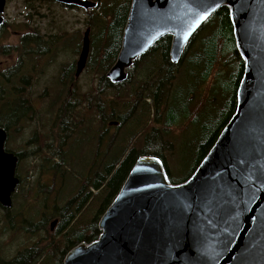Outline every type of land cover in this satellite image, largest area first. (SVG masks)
<instances>
[{"label": "water", "instance_id": "water-1", "mask_svg": "<svg viewBox=\"0 0 264 264\" xmlns=\"http://www.w3.org/2000/svg\"><path fill=\"white\" fill-rule=\"evenodd\" d=\"M86 10L93 0H55ZM7 0H0V26ZM228 7L244 60L234 114L193 174L174 184L158 157L140 156L100 217V234L81 242L63 264H264V0H132L121 48L106 73L112 83L165 35L178 63L204 22ZM206 14V15H205ZM82 39L76 75L91 39ZM0 127V204L12 206L17 157L5 151ZM57 220H54L51 227Z\"/></svg>", "mask_w": 264, "mask_h": 264}, {"label": "trees", "instance_id": "trees-1", "mask_svg": "<svg viewBox=\"0 0 264 264\" xmlns=\"http://www.w3.org/2000/svg\"><path fill=\"white\" fill-rule=\"evenodd\" d=\"M131 1L104 0V3L96 0L97 6L91 9L96 11L99 7L102 10L101 13L91 14L94 24L100 25L99 32L91 45L94 68L100 73L99 93L127 86L124 92L131 100V103L129 102L131 105L122 115H117L118 109L114 104L105 105L104 99L98 103L96 109L103 122L118 120L119 123L115 122V124L123 126L136 115L146 114L151 123L155 122V126L152 128L143 126L134 135L126 155L110 166L104 175H98V178L92 179L88 187L93 188L95 193L88 190V194L79 199L82 193L80 189L59 209L58 216L61 221L58 236L62 238L51 242L55 250L60 246L59 249L54 250L57 264H63L66 253L79 243L83 241L89 243L97 239L100 233L98 222L101 215L119 193L140 156L158 157L163 161L161 162L169 181L174 184L182 183L199 166L236 110L237 91L244 72V60L236 47L231 14L226 6L214 12L193 35L178 63L171 61L172 37L165 35L145 55L135 61L128 70L126 81L116 84L110 82L106 73L120 51ZM27 6L30 5L27 4ZM25 49L31 48L25 47ZM3 52L6 53L7 50ZM188 67L195 69L192 72L194 81L190 85H187L183 79V70ZM192 80L193 78H189V81ZM218 84L223 87V93L221 95L214 93L212 98L216 102L220 101L218 108H215L211 100L207 105L204 101L194 103L195 95L201 86H204V93L208 96ZM187 87H190V90L185 93L184 89ZM14 92H22V90L14 89ZM10 96L7 74L2 72L0 74V127L6 130L12 127V123L16 124L20 118L29 115L32 111V106L29 104L11 106ZM117 96H119V102L125 97L119 92ZM107 106H109L108 113ZM11 107L14 108L13 111ZM209 110L215 111L209 112ZM12 115L13 121H11ZM198 123L201 135L191 142V157L186 164H182L180 160L179 166L173 168L171 161L177 154V143L175 140L168 139V136L186 133L191 125ZM139 135L145 136V141L140 147L136 144ZM186 156L182 158L187 159ZM189 163L195 164L190 170L187 168ZM178 167L183 175L172 182L170 178H174ZM95 200H99L97 212L93 217L86 218L83 210L86 205ZM52 254L53 252L42 251L39 246H34L20 251L10 260L0 258V264H43V262L47 264L52 259Z\"/></svg>", "mask_w": 264, "mask_h": 264}, {"label": "rangeland", "instance_id": "rangeland-1", "mask_svg": "<svg viewBox=\"0 0 264 264\" xmlns=\"http://www.w3.org/2000/svg\"><path fill=\"white\" fill-rule=\"evenodd\" d=\"M101 1L104 2V0ZM27 4L30 6L28 7ZM98 9L99 7L96 11L74 8L47 0L7 1L5 23L0 26V74L7 72L12 62L9 60V54L3 51L9 49L11 45L15 50L21 49V46L17 49L20 41L19 35L38 31V34L45 35L48 39H50L49 36H55V40H61L60 42L55 41L54 49L61 51L62 57L57 58L56 62L48 69L50 74L54 75L58 70L57 62L66 60L64 57L66 50L71 52L81 50L83 35L88 27L91 28L92 45V40L98 34L100 25L94 24L91 14L101 13L102 10ZM90 19L91 25L89 24ZM91 53L90 47L89 56L93 61ZM18 59V55L13 54V63H16ZM194 70L192 67L183 70V79L187 85L194 81L192 73ZM189 78H193V80L189 81ZM44 80L42 78L35 81V76L30 79L32 87L25 91V95L30 99L29 105L32 106V111L29 114L30 120H20L11 127L13 131L8 145L13 149H23L26 154L18 168V173L22 178L18 195L14 197L11 209L7 210L0 206V258L3 260L12 259L26 248L39 246L42 251L53 252L52 259L47 264H57L55 249L51 242L62 238L58 236L61 221L58 216L59 209L71 200L80 189L82 193L79 195V199H82L86 193L88 194V190L95 193L93 188L88 187L92 180L86 182L88 174L91 173L93 180L98 178V175H104L110 166L126 155L134 135L143 126L146 128L155 126V122L151 123L146 114L136 115L123 126L115 124L118 120L102 121L96 109L100 101L104 99L105 105L114 104L118 109L117 115H122L131 105L129 104L131 100L124 92L128 88L127 86L99 93L100 73L94 68V63L92 64V71H84L71 92L62 90L63 94H60L61 89H49ZM189 90L190 87H187L184 92L187 93ZM204 90V86L198 89L194 103L204 101L207 105L210 104L211 100L214 102L215 108H218L220 101L216 102L212 98L214 93L221 95L223 87L218 84L208 96L205 95ZM118 92L125 95L121 102L117 96ZM60 97L62 99L70 97L74 101L73 106H70L69 110L63 106L60 112L59 108L62 104ZM56 99L59 101L57 100L55 103ZM87 99L90 100L87 101ZM88 105L89 108H87ZM108 110L109 106H107V113ZM214 111L209 110V112ZM60 113L69 115L66 118V123L63 122L67 125L68 131L75 130L68 139L66 138L68 140L67 145L62 144L61 153H58L59 162L53 159L54 155L47 151H42L41 155L32 154V151L39 146L45 149L46 142H51L53 145L58 133L59 119L57 115ZM31 115L33 118H30ZM83 117L89 118L90 121L80 132L79 124ZM200 135L201 128L198 123L191 125L186 133L168 136V139L175 140L177 143V154L171 161L173 168L179 166L180 160L182 164L188 162L192 155L191 142L195 137L199 138ZM144 141L145 136L139 135L137 146L140 147ZM44 155H49L51 159L46 160L42 169L39 161H43ZM184 155H187V159L182 158ZM53 163L57 165L56 170L52 169ZM88 163L89 168L86 166ZM194 166L193 163L187 164L188 170ZM182 175L183 173L178 167L174 178H170V180L174 182V179ZM98 206L99 200L86 205L83 210L85 217H93ZM54 220H57V223L52 229L51 225ZM43 264L45 263L43 262Z\"/></svg>", "mask_w": 264, "mask_h": 264}, {"label": "flooded vegetation", "instance_id": "flooded-vegetation-1", "mask_svg": "<svg viewBox=\"0 0 264 264\" xmlns=\"http://www.w3.org/2000/svg\"><path fill=\"white\" fill-rule=\"evenodd\" d=\"M7 1H9V0H7ZM50 1H52L53 3L57 2L55 0H50ZM49 37H50V39L45 37V35L36 34V33H32V32L23 33V34L19 35L20 41H19V44L17 46V49L19 46H21V49L15 50L12 45L9 46V49H7L6 53L9 54V60L12 61L10 64V67L7 69V72H6V74H7V86L11 90V96L9 98V104L11 106L24 105V104L30 103V99L27 98L28 97L27 95H25V91L32 87L30 79L34 76H35V81L37 79L44 78L45 79L44 81H46V83H47L46 87H49V89L50 88L61 89L60 94H63V91L71 92L75 88L78 78L82 75V73L84 71H86V70L87 71L89 70L90 72L92 71L93 61H92V58L88 55V58L86 60V64H85L83 71L81 72V74L79 76H77L76 75L77 62H78L81 50H75L73 52L66 50V52L64 53V54H66V55H64L66 60L57 62V67H58L57 72L54 75L50 74V72L48 70L49 67L56 62L55 60L57 58L62 57L61 56L62 52L54 49L55 44H56L55 41L60 42L61 40H55L54 39L55 36H49ZM25 47L31 48V49H25ZM13 54H17L19 57V59L17 60L16 63H13V60H12ZM75 56H77V57H75ZM22 58H24V59H22ZM14 89H21L22 92H14ZM60 99L62 100V104L59 108L60 112H61L63 106L65 107V109H68V110L70 109V106H73L72 103H74V101H72L70 97H68L66 99L65 98L62 99L60 97ZM57 100L59 101V99H56L55 103ZM89 100L90 99H87V101H89ZM89 107L90 106L88 105L87 108H89ZM13 110H14V108L11 107V111H13ZM23 110H24V108H23ZM57 117L59 119L58 133H57V137H56L55 141L53 142V145H51L52 144L51 142L50 143L46 142L47 144H46L45 149H44V147L39 146L37 149L32 151V154L41 155L42 151H47L51 155H54L53 159H55L59 162L60 156H58V153H61V148L63 146L62 144L65 143L64 145L65 146L67 145V142H68L67 139H68V137H70L71 133L74 130L68 131L67 125L64 124V123H66V118L69 117L68 114L63 113V115H62L60 113L57 115ZM13 118L14 117L12 115L11 121H13ZM30 118H33V115H31ZM20 120L21 121L22 120L23 121L24 120L25 121L30 120L29 115H26L23 118H20ZM89 121H90L89 118L83 117V119L81 120V123L79 124L80 126L78 125L80 128L79 129L80 132L83 130V127H85ZM13 124L14 123H12V125ZM12 131H13V129L11 130V128L7 129L8 137L6 140L7 146L5 144V151L12 153L14 156L17 157V166H16L15 175L19 179V182L16 185L15 190L13 191V193L11 195L12 205H13L14 197H16L18 195V189L22 183V178H21L20 174L18 173V168L21 165L22 161L24 160L26 152L23 149H21V150L13 149L8 145V141L11 140V137H12ZM52 146H54V147H52ZM47 159H51V157L49 155H44L43 161H41V160L39 161L40 162V168L43 169V165L46 164L45 162ZM86 166H87V168H89L88 167V166H90L89 163ZM55 167H57V165L55 163H53L52 169L56 170ZM91 178H92V175L90 173L87 176L86 182H88V180H92ZM0 206H2V205L0 204ZM11 207H9V208L3 207V208L9 210V209H11Z\"/></svg>", "mask_w": 264, "mask_h": 264}, {"label": "bare ground", "instance_id": "bare-ground-1", "mask_svg": "<svg viewBox=\"0 0 264 264\" xmlns=\"http://www.w3.org/2000/svg\"><path fill=\"white\" fill-rule=\"evenodd\" d=\"M73 70H74V69H73ZM214 143H215V142H214ZM161 161H162V160H161ZM162 162H163V161H162ZM102 215H103V214H102ZM102 215H101V216H102ZM99 220H100V219H99ZM99 234H100V233H99ZM97 238H98V237H97ZM93 241H94V240H93ZM70 250H71V249H70ZM67 253H68V252H67ZM67 253H66V254H67ZM64 258H65V257H64ZM63 261H64V260H63Z\"/></svg>", "mask_w": 264, "mask_h": 264}, {"label": "snow or ice", "instance_id": "snow-or-ice-1", "mask_svg": "<svg viewBox=\"0 0 264 264\" xmlns=\"http://www.w3.org/2000/svg\"><path fill=\"white\" fill-rule=\"evenodd\" d=\"M206 15V14H205Z\"/></svg>", "mask_w": 264, "mask_h": 264}]
</instances>
